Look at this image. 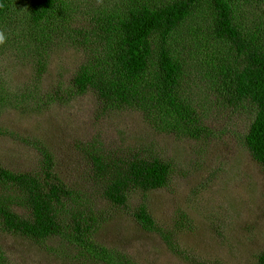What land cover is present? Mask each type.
Here are the masks:
<instances>
[{
	"label": "rangeland",
	"instance_id": "rangeland-1",
	"mask_svg": "<svg viewBox=\"0 0 264 264\" xmlns=\"http://www.w3.org/2000/svg\"><path fill=\"white\" fill-rule=\"evenodd\" d=\"M64 1L65 19L51 20L65 23L64 39L39 53L22 48L42 46L27 34L29 0H16L8 39L0 45V165L39 171V145H47L56 171L77 191V206L93 209L98 217L96 240L135 264H253L264 250V166L245 146L252 112L233 103L222 75L218 78L230 56L212 39L209 6L168 41L184 64L180 92L186 91L205 127L195 139L165 128L160 116L149 117L135 104L107 107L92 91L62 102L49 99L69 90L74 70L91 53L66 36L70 31L75 40L82 39L70 27L86 29L105 15L125 17L132 5V0ZM236 17L264 31V1L240 2ZM37 32L40 26L29 34ZM93 145L112 156L157 155L172 163L170 181L159 189H134L129 208L117 206L104 197L96 178L89 154ZM142 203L160 229L149 231L137 222L132 211ZM69 244L67 236L37 243L0 227V251L12 264H108L77 257Z\"/></svg>",
	"mask_w": 264,
	"mask_h": 264
},
{
	"label": "trees",
	"instance_id": "trees-1",
	"mask_svg": "<svg viewBox=\"0 0 264 264\" xmlns=\"http://www.w3.org/2000/svg\"><path fill=\"white\" fill-rule=\"evenodd\" d=\"M263 1L132 0L125 17L105 15L97 17L86 29L70 27L82 39L75 40L78 37H72L70 31L66 36L91 53L74 70L69 90L57 92L49 99L62 102L92 91L107 107L135 104L149 117L160 116L165 128L200 139L205 127L186 91L180 92L184 64L173 56L168 41L207 4L213 18L212 39L218 47H227L230 56L221 63L218 78L222 75L230 100L252 112L254 118L245 135V146L264 166V31L259 25L244 24L236 17L240 2L254 6ZM14 6L16 0H0L3 32L11 24ZM27 9L31 29L40 26L41 31L31 35L29 29L27 34L42 47L22 48L47 53L54 40L64 39L65 23L55 24L51 20L65 19L67 1L29 0ZM229 60L232 63L226 66ZM39 150L43 157L39 171L17 172L0 165V227L37 243L67 236L77 257L85 260L91 257L108 264H135L96 240L99 220L93 209L87 212L88 208L77 206V191L56 171L52 151L43 143ZM89 154L104 197L124 208H129L134 189L165 187L173 171L171 162L140 151L112 156L93 145ZM132 214L144 229H160L145 203L134 208ZM0 264H12L1 251ZM253 264H264V250L256 255Z\"/></svg>",
	"mask_w": 264,
	"mask_h": 264
},
{
	"label": "clouds",
	"instance_id": "clouds-1",
	"mask_svg": "<svg viewBox=\"0 0 264 264\" xmlns=\"http://www.w3.org/2000/svg\"><path fill=\"white\" fill-rule=\"evenodd\" d=\"M8 37L5 32L0 31V45H3L6 43Z\"/></svg>",
	"mask_w": 264,
	"mask_h": 264
}]
</instances>
